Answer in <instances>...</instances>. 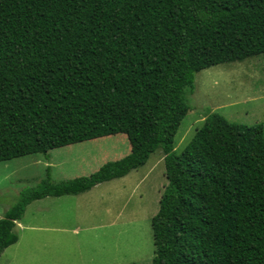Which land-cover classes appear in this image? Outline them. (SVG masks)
<instances>
[{"label":"trees","instance_id":"obj_1","mask_svg":"<svg viewBox=\"0 0 264 264\" xmlns=\"http://www.w3.org/2000/svg\"><path fill=\"white\" fill-rule=\"evenodd\" d=\"M261 54L264 0H0V163L117 134L130 145L88 177L23 193L0 218V256L32 202L86 193L161 150L152 264H264L262 125L209 113L174 145L196 74Z\"/></svg>","mask_w":264,"mask_h":264},{"label":"rangeland","instance_id":"obj_2","mask_svg":"<svg viewBox=\"0 0 264 264\" xmlns=\"http://www.w3.org/2000/svg\"><path fill=\"white\" fill-rule=\"evenodd\" d=\"M186 101L189 111L174 139L178 153L209 113L230 123L262 125L264 133V54L200 71ZM129 152L126 136L117 134L1 162L0 218L48 175L54 183L88 177ZM163 158L157 150L123 178L27 206L21 222L40 229H15L18 240L4 250L0 264H152L151 219L167 185Z\"/></svg>","mask_w":264,"mask_h":264},{"label":"crops","instance_id":"obj_3","mask_svg":"<svg viewBox=\"0 0 264 264\" xmlns=\"http://www.w3.org/2000/svg\"><path fill=\"white\" fill-rule=\"evenodd\" d=\"M39 201V200H38ZM34 202H36V201H34ZM34 202H32L31 204H29V205H32V204H34ZM28 205V206H29ZM26 210V209H25ZM22 219H24V216L22 217ZM22 219L20 220V221H18V222H16L15 223V228H14V230L15 229H19V230H32V229H40V228H36L35 227V225H32L31 223H27V224H23L21 221H22Z\"/></svg>","mask_w":264,"mask_h":264}]
</instances>
